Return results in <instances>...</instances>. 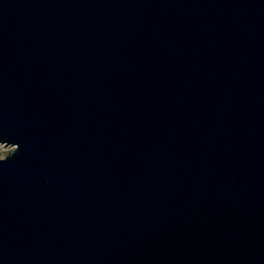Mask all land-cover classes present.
I'll return each mask as SVG.
<instances>
[{
	"label": "water",
	"instance_id": "95a60500",
	"mask_svg": "<svg viewBox=\"0 0 264 264\" xmlns=\"http://www.w3.org/2000/svg\"><path fill=\"white\" fill-rule=\"evenodd\" d=\"M0 143V264H264V0H0Z\"/></svg>",
	"mask_w": 264,
	"mask_h": 264
},
{
	"label": "rangeland",
	"instance_id": "374dc122",
	"mask_svg": "<svg viewBox=\"0 0 264 264\" xmlns=\"http://www.w3.org/2000/svg\"><path fill=\"white\" fill-rule=\"evenodd\" d=\"M5 146V144L0 143V159H4L9 156L15 149L13 146L10 145H7L6 147Z\"/></svg>",
	"mask_w": 264,
	"mask_h": 264
}]
</instances>
